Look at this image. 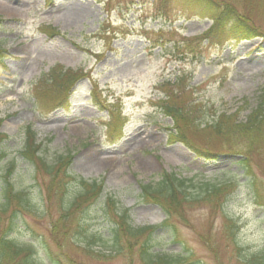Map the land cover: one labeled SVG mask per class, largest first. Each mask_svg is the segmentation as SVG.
I'll list each match as a JSON object with an SVG mask.
<instances>
[{
  "label": "rangeland",
  "instance_id": "rangeland-1",
  "mask_svg": "<svg viewBox=\"0 0 264 264\" xmlns=\"http://www.w3.org/2000/svg\"><path fill=\"white\" fill-rule=\"evenodd\" d=\"M216 1L233 5L264 34V0ZM0 17V132L6 153L0 199L9 183L28 195L34 211L15 201L4 208L0 201V226L16 212L11 235L18 244H33L38 264H48L46 246L61 264H140L137 252L108 258L85 252L70 233L52 240L62 200L60 193L47 196L49 176L23 159L26 128L47 163L71 156L68 172L75 180L68 184V199L83 191L79 180L101 184L81 216L90 230L106 232L123 212L134 226L161 225L165 215L142 198L141 184L156 182L165 171L197 183L228 181L235 161L209 131L193 137L217 152L215 158L169 142L173 123L159 101L167 90L182 91L180 100L196 108L200 122L222 112L243 120L264 86V35L206 36L212 21L192 0H0ZM56 67L81 74L65 99L63 89L35 88ZM176 77L179 84L172 85ZM253 166L261 199H253L248 183L236 177L223 209L238 222L236 238L247 253L264 249V152L253 155ZM224 214L209 205L185 208L182 219L157 229L153 250H188L204 264H240L224 232ZM78 218L79 212L71 221ZM92 248L106 252L99 244Z\"/></svg>",
  "mask_w": 264,
  "mask_h": 264
},
{
  "label": "trees",
  "instance_id": "trees-1",
  "mask_svg": "<svg viewBox=\"0 0 264 264\" xmlns=\"http://www.w3.org/2000/svg\"><path fill=\"white\" fill-rule=\"evenodd\" d=\"M192 3L212 21L206 36L220 35L224 32L232 34L234 38L250 39L264 35L254 26L248 16L230 3H219L216 0H192ZM79 76L81 74L62 67L52 68L45 77L38 81L35 88H42L41 90L46 93L59 92L63 89V97L60 99H65ZM175 83L179 84V77H176L172 85H176ZM169 85L170 82H166V86ZM184 89L185 87L183 91ZM167 92L165 98L159 101V107L173 123L168 133V141L183 144L197 157L211 159L215 158L218 153L199 145L193 137L194 132L209 131L216 140L220 141L223 154H227L235 161L231 164L235 167L231 172L234 177L228 181L197 183L191 178H182L175 172L165 171L156 182L140 185L142 198L157 205L165 214L166 218L161 225L134 226L127 220V213L123 212L117 216L106 232L92 231L85 218L81 216L87 215L83 209L84 204L99 194L101 184L79 180L83 191L75 198L68 199L66 195L68 184L75 180V177L68 172L71 157L66 156L52 164L47 163L38 154L40 144L36 142L34 132L28 127L21 155L34 167L36 172L49 176L47 196L60 193L62 200L61 213L52 222L50 228V237L53 241L56 242L59 235L64 237L70 233L71 239L74 238V241L82 243L84 251H92L93 255L108 258L137 252L140 264H204L200 258H195L188 250L172 255L154 251V243L159 239L155 240L157 229L168 225L174 217L182 219L184 209L193 205H209L224 214V204L233 192L234 186L238 184L236 177L248 183L253 192H251L253 199L257 202L261 199L254 175L253 155L264 152V86L259 89L255 107L241 121H238V115L235 113L222 112L217 114L211 122H200L199 117L196 116V108L185 105L180 100L183 95L182 91L167 90ZM4 137L5 135L0 132V161L6 157L2 149ZM1 195L0 201L4 208L15 201L19 208L34 214L28 195L21 191L15 192L9 183L2 188ZM78 212L80 218L72 222V217L75 214L78 215ZM12 217L14 219H11L5 226H0V264H38L37 251L33 244L23 245L14 241L11 233L18 225L16 212L12 213ZM237 229L238 222L234 217L224 214V232L236 251L237 261L240 264H264V249L257 253H247L236 238ZM94 244L104 246L106 252L94 251L92 248ZM208 248L211 249L210 246ZM43 251L48 264H61L49 247H44Z\"/></svg>",
  "mask_w": 264,
  "mask_h": 264
}]
</instances>
